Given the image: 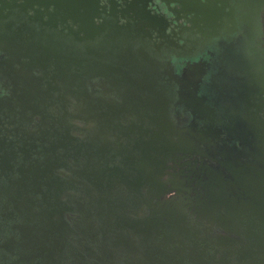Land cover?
I'll use <instances>...</instances> for the list:
<instances>
[{
	"label": "water",
	"instance_id": "95a60500",
	"mask_svg": "<svg viewBox=\"0 0 264 264\" xmlns=\"http://www.w3.org/2000/svg\"><path fill=\"white\" fill-rule=\"evenodd\" d=\"M96 4L0 0V20L17 8L27 23L49 30L61 23L72 32L70 20L79 40L131 32L101 42L103 52L111 47L107 64L102 56L85 59L84 93L67 72L59 82L72 97H62L54 79L59 96L47 99L30 73L48 38L26 23L18 28L17 176L5 174L0 185L3 264H264V121L257 127L213 98L207 131L177 127L173 108H205L182 94L189 83L177 101L171 81L121 52L155 25L135 16L115 28ZM96 77L105 80L101 96L86 87ZM67 104L75 109L69 117L60 114ZM48 107L57 112L51 121Z\"/></svg>",
	"mask_w": 264,
	"mask_h": 264
},
{
	"label": "flooded vegetation",
	"instance_id": "af4514ba",
	"mask_svg": "<svg viewBox=\"0 0 264 264\" xmlns=\"http://www.w3.org/2000/svg\"><path fill=\"white\" fill-rule=\"evenodd\" d=\"M97 3L101 16L111 20L115 28L135 16L155 25L150 35L138 31L135 42L128 39L132 42V48L124 46L121 52L125 57L134 55L148 69H157L164 81H171L177 101L182 82L189 83L190 87L182 88V94L196 99L201 107H205V111L198 109L194 114L195 111L183 105L173 108L171 116L177 127L194 126L207 131L211 127L207 117L210 111L208 105L213 104V98L222 107L227 106V111H239L248 120L253 118L260 127L264 121V94L261 93L264 75V0H97ZM28 15L33 17L34 14L29 11ZM26 21V16L17 13V8L0 20V185L5 183V174L13 172V176H17V54L22 48L17 33L21 24L26 23L36 33L45 31L48 38L47 45L38 47L47 50L45 56L35 58V66L30 73V79L42 84L38 94L45 95L47 99L49 96H59V92L53 91L54 79L61 86L60 95L72 97L71 93L65 92L69 90L66 84L64 88L63 83L59 82L60 79L67 80V72V82L80 84L77 91L84 93L85 86L81 83H86L85 59H99L102 56L105 60L103 63L107 64L111 47L103 52L100 50L101 42L109 40L117 32L121 35L131 33L110 29L93 40H79L74 36L77 28L70 20H67V25L72 26L73 33L66 24L59 23L56 29L49 30L39 22ZM95 21L98 23V19ZM83 36L79 33L80 38ZM21 61L28 62L22 58ZM68 68L71 70L68 71ZM102 81L105 80L101 77L91 79L89 82L94 86H86L87 90L94 89L99 92L96 95L101 96L103 88L99 84ZM108 97L115 98L114 95ZM65 112L68 117L73 115L74 106L67 104L60 114ZM56 113L48 107L43 115L51 121ZM220 125L216 122L212 128L218 132ZM222 131V138H226L223 126ZM3 213L0 204L2 237L8 235ZM7 224L10 225V222ZM0 264H3L1 256Z\"/></svg>",
	"mask_w": 264,
	"mask_h": 264
},
{
	"label": "bare ground",
	"instance_id": "6f19581e",
	"mask_svg": "<svg viewBox=\"0 0 264 264\" xmlns=\"http://www.w3.org/2000/svg\"><path fill=\"white\" fill-rule=\"evenodd\" d=\"M199 18V17H198Z\"/></svg>",
	"mask_w": 264,
	"mask_h": 264
}]
</instances>
